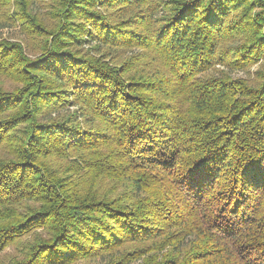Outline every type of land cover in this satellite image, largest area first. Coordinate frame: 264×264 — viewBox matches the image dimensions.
Segmentation results:
<instances>
[{
  "label": "trees",
  "instance_id": "16d2710c",
  "mask_svg": "<svg viewBox=\"0 0 264 264\" xmlns=\"http://www.w3.org/2000/svg\"><path fill=\"white\" fill-rule=\"evenodd\" d=\"M37 1L0 0V264H264V66L211 73L264 0Z\"/></svg>",
  "mask_w": 264,
  "mask_h": 264
},
{
  "label": "rangeland",
  "instance_id": "374dc122",
  "mask_svg": "<svg viewBox=\"0 0 264 264\" xmlns=\"http://www.w3.org/2000/svg\"><path fill=\"white\" fill-rule=\"evenodd\" d=\"M44 4H47V1L41 2V1L34 0L32 9L35 12H39L42 15H44L46 12L45 11L46 7L44 6ZM8 7L9 6H5L4 8H8ZM13 7H14V4H13V1H11V10L13 9ZM7 22H9V20H7L6 18L5 19L0 18V36H3L5 38L10 37L13 40H16L17 38L22 39L25 37V35H23L22 33V27L18 22L15 24H11V25H3V24H7ZM28 41H30V38H28ZM85 47H88V46L86 45ZM129 53L130 52H126L125 55H128ZM261 65L264 66V60H261V59L257 63L248 67L247 69L229 70L228 68H226L225 66L221 64H216L215 65L216 70L214 69L211 70V73L219 74L220 70H223V71H226L229 74V76L233 79H238V78L251 79L254 76L255 70L258 68V66H261ZM165 250H167V248H165L163 251ZM18 252L19 250H18L17 244L8 245L7 247H5L3 250L0 251V257L10 258L11 256H14L15 254H17ZM139 261L140 260H136V261L131 262L130 264H137ZM102 263H104V259L98 258L96 260H78L72 264H102Z\"/></svg>",
  "mask_w": 264,
  "mask_h": 264
}]
</instances>
